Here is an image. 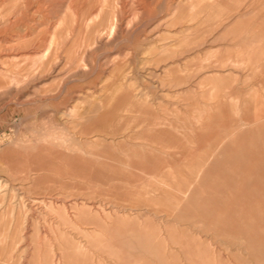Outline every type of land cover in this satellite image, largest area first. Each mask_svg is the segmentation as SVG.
Instances as JSON below:
<instances>
[{
	"label": "rangeland",
	"instance_id": "obj_1",
	"mask_svg": "<svg viewBox=\"0 0 264 264\" xmlns=\"http://www.w3.org/2000/svg\"><path fill=\"white\" fill-rule=\"evenodd\" d=\"M0 264H264V0H0Z\"/></svg>",
	"mask_w": 264,
	"mask_h": 264
},
{
	"label": "bare ground",
	"instance_id": "obj_2",
	"mask_svg": "<svg viewBox=\"0 0 264 264\" xmlns=\"http://www.w3.org/2000/svg\"><path fill=\"white\" fill-rule=\"evenodd\" d=\"M100 9V8H99ZM95 17H97L98 18V16H95ZM87 20V19H86ZM94 20H96V19H94ZM87 22H88V20H87ZM95 22V21H94ZM91 23V22H90ZM85 24H86V22H85ZM94 24V23H93ZM87 26L89 25L90 26V24L88 23V24H86ZM98 29V28H97Z\"/></svg>",
	"mask_w": 264,
	"mask_h": 264
}]
</instances>
